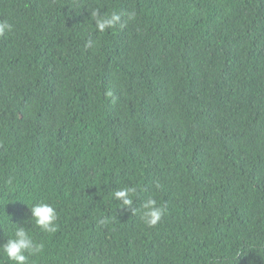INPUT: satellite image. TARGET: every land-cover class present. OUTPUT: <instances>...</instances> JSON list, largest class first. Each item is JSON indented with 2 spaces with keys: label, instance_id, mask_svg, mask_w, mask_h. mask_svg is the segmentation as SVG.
Masks as SVG:
<instances>
[{
  "label": "trees",
  "instance_id": "16d2710c",
  "mask_svg": "<svg viewBox=\"0 0 264 264\" xmlns=\"http://www.w3.org/2000/svg\"><path fill=\"white\" fill-rule=\"evenodd\" d=\"M97 8L136 19L100 33ZM0 22V244L43 199L32 264H264V0H0Z\"/></svg>",
  "mask_w": 264,
  "mask_h": 264
},
{
  "label": "clouds",
  "instance_id": "9594fccd",
  "mask_svg": "<svg viewBox=\"0 0 264 264\" xmlns=\"http://www.w3.org/2000/svg\"><path fill=\"white\" fill-rule=\"evenodd\" d=\"M125 17L127 22L134 21L136 12L134 10L127 13L115 10L105 12L99 8L90 11V20L100 33L115 29L117 26L123 27L126 22ZM13 27L11 23L0 22V36L13 31ZM160 187L161 185L157 183L156 188L160 189ZM137 195V187L131 185L116 188L111 192L112 199L118 202L121 208L132 207L134 197ZM24 203L30 212V228L9 223V216L4 217L5 223L9 225V235L6 241L0 244V257H3L5 264H32L34 259L42 258L45 243L37 239V236H53L59 231L60 215L55 204L45 202L43 199H33ZM166 212L167 208L158 203L153 196H148L137 207L132 208V213H138L140 220L148 228L157 226ZM101 223L105 221L102 220Z\"/></svg>",
  "mask_w": 264,
  "mask_h": 264
}]
</instances>
